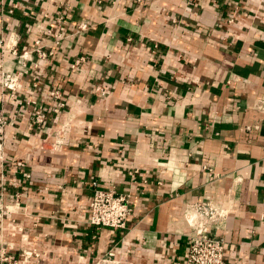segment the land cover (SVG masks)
Instances as JSON below:
<instances>
[{
  "label": "crops",
  "instance_id": "crops-1",
  "mask_svg": "<svg viewBox=\"0 0 264 264\" xmlns=\"http://www.w3.org/2000/svg\"><path fill=\"white\" fill-rule=\"evenodd\" d=\"M0 43V74L20 73L0 85L5 253L183 264L199 202L224 264H264V0H0ZM93 183L128 195L124 229L88 222Z\"/></svg>",
  "mask_w": 264,
  "mask_h": 264
},
{
  "label": "built area",
  "instance_id": "built-area-1",
  "mask_svg": "<svg viewBox=\"0 0 264 264\" xmlns=\"http://www.w3.org/2000/svg\"><path fill=\"white\" fill-rule=\"evenodd\" d=\"M142 0H135V2H141ZM61 19V18H60ZM88 24L86 21H80L77 25L78 31L87 29ZM62 37L59 33L55 35V43ZM0 46L1 43H0ZM41 41L37 39L34 42V51L42 58L46 57V52L41 49ZM13 53L16 54L15 49ZM87 61L86 56H79L73 63V67L78 64ZM20 73H2L0 74V85L3 89L10 92L13 97L14 92L19 87ZM95 93L104 95L105 90L101 85H95ZM52 98L57 101L60 99V92L56 89L50 91ZM16 100V98H14ZM19 107H22V102L17 100ZM64 106L63 101H58L54 105V111L59 112ZM45 109L43 105L36 107L33 116V123L40 125L45 121ZM8 124L5 116L0 115V166H3L5 162V156L3 153V143L5 128ZM256 127V126H254ZM251 126H246L247 130H250ZM63 137L57 138L50 143L51 149H59L65 144ZM25 176H29L25 173ZM15 201H19L20 194L15 192ZM196 211L201 215L202 222L198 225L194 232L191 233L187 240V251L184 257L183 264H224V240L220 236H216L210 233V223L214 222L218 216V212L215 207H211L205 203H196ZM3 210L0 207V216ZM132 213V202L128 195L123 193H117L114 188H99L93 183L92 195L89 201V218L88 222L96 227H106L111 230H122L126 227L127 220ZM39 253L35 250H27L21 253V257L14 258L10 254H7L0 248V264H25L30 261L32 257H38ZM93 264H119V260L109 256H103L96 259Z\"/></svg>",
  "mask_w": 264,
  "mask_h": 264
}]
</instances>
